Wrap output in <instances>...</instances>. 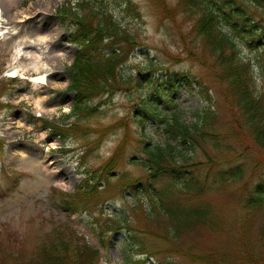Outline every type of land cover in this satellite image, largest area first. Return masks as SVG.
<instances>
[{"label": "rangeland", "instance_id": "obj_1", "mask_svg": "<svg viewBox=\"0 0 264 264\" xmlns=\"http://www.w3.org/2000/svg\"><path fill=\"white\" fill-rule=\"evenodd\" d=\"M82 1L111 12L138 39L120 64L127 81L109 85L91 101L90 113L72 115V24L57 8L77 9ZM180 1L0 0L15 27L0 36V264L39 263L41 248L63 244L95 248L93 264L264 263V199L249 200L264 182V153L234 123L237 107L224 96L215 58L192 28L198 14L183 12ZM243 8L264 31V7ZM219 23L264 99V36ZM32 39L49 50L43 60L62 52L47 84L34 85L30 69L8 75L14 46ZM39 97L41 107L34 103ZM172 115L192 139L166 131ZM42 120L63 126L59 136ZM167 143L181 174L149 178L140 161ZM174 176L186 184L182 192ZM83 183L95 187L86 191ZM164 190L171 193L149 217ZM180 209L201 215L168 234L162 217Z\"/></svg>", "mask_w": 264, "mask_h": 264}, {"label": "trees", "instance_id": "obj_2", "mask_svg": "<svg viewBox=\"0 0 264 264\" xmlns=\"http://www.w3.org/2000/svg\"><path fill=\"white\" fill-rule=\"evenodd\" d=\"M180 3L183 12L198 14L194 18L192 28L201 36L205 46L210 50V55L215 58L219 82L225 84L224 96L237 107L234 123L241 131H248L255 145L264 153V99L252 88L249 64L240 57L235 39L224 30L223 24L219 23L220 19H224L233 32H238L239 28H242L251 35L264 36V31L260 32L261 30L256 28L243 8L245 3L254 8H262L264 0H181ZM76 5L77 9L61 6L57 10L63 21L67 20L72 24L68 41L75 46L74 59L68 68L70 78L68 89L74 92L71 113L84 115L94 109L90 102L105 95L111 88L109 85L124 84L127 81L121 74L119 65L126 59L133 44H137L138 36L123 27L111 12L92 6L89 1H82ZM262 51L264 52V47ZM182 79L185 80V76ZM139 121L142 123V119ZM45 125H50L55 134L63 128L48 122H45ZM166 131L181 138L182 141L192 139L190 129L182 124L176 115H173V120L167 122ZM147 153L148 158L144 160L145 162H140L148 170L149 178L155 179L158 172H171L173 176L176 168L171 163L175 161L171 143H167L165 147L158 145L155 150L150 149ZM163 162L164 165L161 164ZM176 181H179V178ZM173 186L179 193L186 184L174 182ZM85 187L88 191L95 185L86 184ZM260 189H264V182L263 185H256L253 188L254 197H249L252 203L263 201L264 192ZM166 193L171 191H161L159 202L148 208L149 217L153 210L159 214V205L164 204ZM168 212L162 217L164 226H170V230L166 231L168 234L176 228L187 227L191 219L201 215V212L194 210L186 212L184 209ZM39 252L38 259L41 257L39 263L29 261L26 264H93L97 256L96 249L88 244L74 249L65 244L50 246L41 248Z\"/></svg>", "mask_w": 264, "mask_h": 264}, {"label": "bare ground", "instance_id": "obj_3", "mask_svg": "<svg viewBox=\"0 0 264 264\" xmlns=\"http://www.w3.org/2000/svg\"><path fill=\"white\" fill-rule=\"evenodd\" d=\"M9 4L12 3V0H8ZM8 16L2 15V9L0 7V36L2 35V39L4 40L6 38V31L13 30L12 26H9V20ZM30 42H33L32 40H29V42L26 44L22 40V42H18L13 50V57L14 61L12 64H10L7 72L10 76H15L18 73L23 74V71H26L28 69L32 70L36 76L32 77V81L34 85H37L39 83L47 84L49 83V76L53 72H55V60L56 57H59L62 52L57 51L56 54L49 56L48 60H43L44 53L49 52V50H46V48L42 50V47L37 48L34 45H32ZM46 47V46H45ZM23 56V58H22ZM42 99L39 97L37 99H34V103L41 107Z\"/></svg>", "mask_w": 264, "mask_h": 264}]
</instances>
